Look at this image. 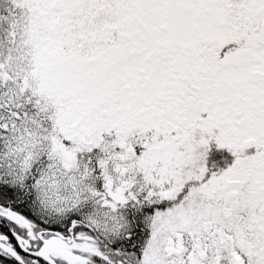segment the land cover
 Masks as SVG:
<instances>
[{
  "label": "snow or ice",
  "instance_id": "6c2138e0",
  "mask_svg": "<svg viewBox=\"0 0 264 264\" xmlns=\"http://www.w3.org/2000/svg\"><path fill=\"white\" fill-rule=\"evenodd\" d=\"M0 264H264V0H0Z\"/></svg>",
  "mask_w": 264,
  "mask_h": 264
}]
</instances>
